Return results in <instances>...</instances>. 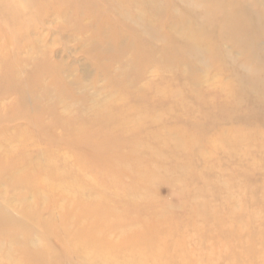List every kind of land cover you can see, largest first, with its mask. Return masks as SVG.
<instances>
[{
    "label": "rangeland",
    "instance_id": "obj_1",
    "mask_svg": "<svg viewBox=\"0 0 264 264\" xmlns=\"http://www.w3.org/2000/svg\"><path fill=\"white\" fill-rule=\"evenodd\" d=\"M42 3H23L29 12L16 17L0 0V169L47 170L40 200L30 184L18 186L26 203L13 184L1 185L12 208L0 204V264H27L32 240L49 264H76L18 222L17 207L44 219L55 204L62 219L83 207L90 224L109 217L128 232L159 230L169 264H264V0H123L107 14L87 3L81 20L71 4L64 17ZM115 32L129 34L122 58L104 42ZM96 52L107 53L110 69ZM45 55L74 85L42 72L29 87L31 111L47 92L40 106L54 111L38 130L18 110L20 92L2 89L6 71L27 83Z\"/></svg>",
    "mask_w": 264,
    "mask_h": 264
},
{
    "label": "bare ground",
    "instance_id": "obj_2",
    "mask_svg": "<svg viewBox=\"0 0 264 264\" xmlns=\"http://www.w3.org/2000/svg\"><path fill=\"white\" fill-rule=\"evenodd\" d=\"M83 1L85 0H68V1L66 0L64 1V3H61L60 0H4L5 4H3V6L5 7L4 10H6L8 15H12V16L15 15L17 17V16H23L29 12V8L23 7L24 6L23 3L28 4V6H30L34 10L35 6L38 5L39 3L44 2L42 4L45 5L48 4L49 2L52 4H56L57 7L59 8L58 10L62 13V15L64 17H67L68 13L63 10H65V7H67L68 4H71L73 5L71 9L77 11V13L75 14L76 18L81 20L82 18H85L84 16L86 14V11L83 10H85L84 9L86 6L85 4L87 3H89L87 4L89 6V12L90 10L93 9L95 5H97L102 7L106 14H107L106 12L107 10L108 13L110 11L115 12L114 11L115 8L113 7L114 4L115 5L123 4L122 3L123 0L122 1L121 0H98V1L86 0L85 3ZM81 6H84V8L82 9ZM78 11H80V13H78ZM94 12H95V16H93V18L96 17L97 20H99L101 18L100 12L97 9H94ZM47 13L48 12H46V14ZM107 16H108V18L106 17L107 21L111 19H113V21L116 20L115 15L113 16L112 13L108 14ZM95 22L94 23L101 28L100 30H102L100 35H102L103 37L107 36V33L109 32L108 31L109 28L104 27L102 25L103 23L99 24V21H95ZM110 23L116 24V21ZM75 25L77 26L78 23H75ZM17 29L18 31L16 32V36H17L16 39H18L20 43L26 44L27 39L23 35H19L20 33L19 24L17 26ZM105 33L106 35H104ZM75 34L76 31L74 30L72 35ZM127 35L129 36L127 32H117V33L115 32L113 33V37H114L113 41L104 40V42L108 43L107 46L108 48L111 47L117 50L116 55L118 58H122L124 52L127 51V49H129L128 46H126L125 44L123 45V43L127 39ZM107 47L105 46V48ZM96 54H97L95 55L96 60L99 63L104 64L106 68L110 69L111 65L108 64V61L106 63V60H109L107 57V53L96 52ZM136 56L137 59L138 54ZM40 64L41 66L40 65L39 66L41 70L39 69L40 71H36L32 74H29L28 77L26 78L27 83L22 81V79L18 78L17 71L14 70L13 68L11 69V72L6 71V74H8V76L5 78L6 83L4 84L2 89L3 90L2 96L10 92L11 90H16L18 91V93L20 92L19 94H21V96L17 104H19V107L21 109L18 110L19 112L24 113L27 116L30 115L33 126L38 128V130L42 124L40 122L42 116H45L46 113L54 114V111L53 110L51 111L50 107H45V108L41 107L38 100V98L40 99L48 98L49 97L48 92L45 93L42 98L38 96L34 100V105H32V107H35V110L31 111L29 109V106L27 105V97H26V94L29 91H31L29 87H33V86H35L36 88L38 87L40 80L42 79L41 78V76L43 75L42 72L44 73L47 72L46 74H48L51 77V81L54 83L65 85L68 88L74 85V82L72 84L67 83V79H68L67 71H63L61 66L57 62L50 61L48 55H45L44 63H40ZM129 65L131 64H127V66ZM59 125L63 126L64 124H62L60 121ZM50 134H54V133H50ZM73 139H74L73 137H69L68 142L72 144H77V142H71ZM87 149L89 151H92V149H96V151L98 152L101 149V147L96 145H91ZM26 166L18 164V165H14V167L11 166L12 167V168L10 167L11 169H6L4 166L0 169V196H1L0 199L5 200V202H3V200H0V204L2 203L6 204L5 207L7 210L11 211L12 206H10L9 204L10 202L8 201V199H6L7 197L3 196L5 195V193L1 189V185L3 184H7V185L13 184L12 188L14 189L15 196L17 195L16 198L19 201L22 200V202L24 203H26V201L29 199V196H26L28 195L27 193H22V189H19L18 186H21L24 189L26 187L24 185L30 184L32 187V192L33 194H35L34 198L36 200L37 199L40 200L39 185L43 183L44 180L42 179L43 178L42 175H44L45 172H47V170L46 169L42 170L41 167H32V168L29 167L28 169L26 168ZM22 170L24 172L20 174ZM36 194L38 198L35 197ZM28 207L32 212H36V210H34V207H32L31 205L26 207L21 206L15 209L16 211L17 210L19 211L18 216L20 220H18V222L21 224L25 223L31 225L32 227L36 226L35 229H40L41 233L44 235L45 239L48 240V242L53 241L54 243H57L59 246H61L60 250L63 251V255L71 259L76 264H169L171 257L170 246L169 249L165 247L164 236L161 234L159 230L151 231L150 229L147 228L144 232L143 231L141 232L143 234H137L139 233V230L128 232L129 228H126L125 226L122 225L120 226L116 225L118 220H116L115 218H114L115 220H112L109 219V217H104V219H100V221L97 222V224H90L88 221V217L84 215L86 211H84L83 207L82 208L78 207L77 210L78 215L75 216L76 221L75 220L72 221L71 218H68L69 216L66 215H65L66 217L62 219L64 210H59V205L57 204H55L54 209L49 210L48 217L44 219L38 215L31 216ZM1 210L4 209L0 207V215H5L4 213L1 212ZM54 216L57 219H54ZM83 219L85 222L82 225H80L81 224L80 221ZM86 222H88L89 224L88 223L86 224ZM129 234H131L130 239H129ZM15 239L16 242L17 238ZM31 243L35 245L36 241L32 240ZM31 243H27L25 248L28 259L26 263L49 264L50 256L48 254H43V251L39 252V250L34 249Z\"/></svg>",
    "mask_w": 264,
    "mask_h": 264
}]
</instances>
